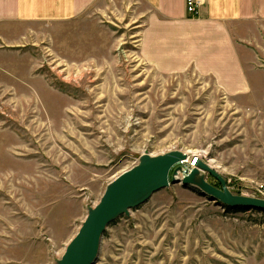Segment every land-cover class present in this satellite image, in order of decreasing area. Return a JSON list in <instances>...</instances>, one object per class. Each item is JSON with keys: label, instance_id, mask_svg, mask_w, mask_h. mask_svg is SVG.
I'll return each instance as SVG.
<instances>
[{"label": "rangeland", "instance_id": "rangeland-1", "mask_svg": "<svg viewBox=\"0 0 264 264\" xmlns=\"http://www.w3.org/2000/svg\"><path fill=\"white\" fill-rule=\"evenodd\" d=\"M130 1L17 26L0 45V264H57L88 208L145 152H186L234 194L264 198V30L239 44L246 85L225 89L155 68L146 11ZM96 264H264V211L173 183L108 227Z\"/></svg>", "mask_w": 264, "mask_h": 264}, {"label": "crops", "instance_id": "crops-1", "mask_svg": "<svg viewBox=\"0 0 264 264\" xmlns=\"http://www.w3.org/2000/svg\"><path fill=\"white\" fill-rule=\"evenodd\" d=\"M129 1L0 0V45L10 42L15 34L20 36L18 27L22 25L54 24L92 7L125 9ZM134 1L146 11L144 56L160 72L175 74L190 69L213 76L218 86L219 79L225 89L246 85L239 44L257 40L264 30V0H205L196 16L187 12L185 0Z\"/></svg>", "mask_w": 264, "mask_h": 264}, {"label": "water", "instance_id": "water-1", "mask_svg": "<svg viewBox=\"0 0 264 264\" xmlns=\"http://www.w3.org/2000/svg\"><path fill=\"white\" fill-rule=\"evenodd\" d=\"M188 159L189 154L180 150L142 154L139 162L110 182L100 201L88 208L80 229L57 264H96L108 227L123 216L129 217L132 209L144 205L154 193L173 183L191 185L223 206L264 210V198L234 194L215 168L200 158L194 159V166H188ZM207 173L220 182L221 188L207 180Z\"/></svg>", "mask_w": 264, "mask_h": 264}, {"label": "built area", "instance_id": "built-area-1", "mask_svg": "<svg viewBox=\"0 0 264 264\" xmlns=\"http://www.w3.org/2000/svg\"><path fill=\"white\" fill-rule=\"evenodd\" d=\"M186 10L190 15H199L202 5L205 3V0H185ZM196 159V158H195ZM190 165H195L194 162H190ZM260 192H264V185L258 187Z\"/></svg>", "mask_w": 264, "mask_h": 264}, {"label": "trees", "instance_id": "trees-1", "mask_svg": "<svg viewBox=\"0 0 264 264\" xmlns=\"http://www.w3.org/2000/svg\"><path fill=\"white\" fill-rule=\"evenodd\" d=\"M227 207V206H226ZM228 209H234V210H249L250 208H244V207H239V208H230L227 207ZM264 211V210H263Z\"/></svg>", "mask_w": 264, "mask_h": 264}, {"label": "bare ground", "instance_id": "bare-ground-1", "mask_svg": "<svg viewBox=\"0 0 264 264\" xmlns=\"http://www.w3.org/2000/svg\"><path fill=\"white\" fill-rule=\"evenodd\" d=\"M196 159H197V158H196ZM193 160H194V159H192V160H190V161H192V162H193ZM194 164H195V163H194ZM181 177H182V176H181Z\"/></svg>", "mask_w": 264, "mask_h": 264}]
</instances>
